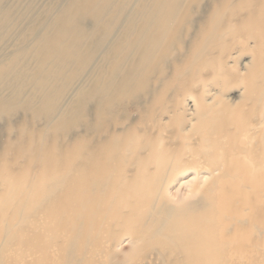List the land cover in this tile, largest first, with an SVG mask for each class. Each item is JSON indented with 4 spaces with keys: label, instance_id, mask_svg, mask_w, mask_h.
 <instances>
[{
    "label": "bare ground",
    "instance_id": "obj_1",
    "mask_svg": "<svg viewBox=\"0 0 264 264\" xmlns=\"http://www.w3.org/2000/svg\"><path fill=\"white\" fill-rule=\"evenodd\" d=\"M0 130V264H264V0H0Z\"/></svg>",
    "mask_w": 264,
    "mask_h": 264
},
{
    "label": "rangeland",
    "instance_id": "obj_2",
    "mask_svg": "<svg viewBox=\"0 0 264 264\" xmlns=\"http://www.w3.org/2000/svg\"><path fill=\"white\" fill-rule=\"evenodd\" d=\"M3 130H0V138H2V136H3V132H2ZM1 140V139H0ZM177 179V180H176ZM176 179H174V180H170V182H169V184H168V187H167V185H166V187H167V190L169 191V193H171V194H174V191H176L175 192V197L174 198H178V197H183L185 194V192L187 191V184L189 185L190 183H192V181H196V176H195V174H194V172H189V173H187V174H183V175H179V176H177L176 177ZM188 181V182H187ZM177 189V190H176ZM187 193V192H186ZM177 196V197H176ZM175 201V200H174ZM125 239H127V238H124V239H121V241H120V243L122 244H120L119 243V245H118V249L119 250H117V252H118V254H117V256H116V259L118 260L119 259V261L122 259V254H124V253H129V251H130V249H131V247H130V245H128L127 244V242L129 241L128 239L127 240H125ZM127 241V242H126ZM123 242V243H122ZM128 247H129V249H128ZM123 249V250H122ZM129 251H128V250ZM127 251V252H126ZM120 254V255H119ZM121 256V257H120ZM121 258V259H120Z\"/></svg>",
    "mask_w": 264,
    "mask_h": 264
}]
</instances>
